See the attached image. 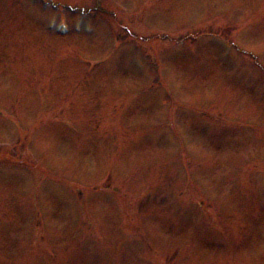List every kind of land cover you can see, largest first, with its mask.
Wrapping results in <instances>:
<instances>
[{
  "label": "rangeland",
  "instance_id": "374dc122",
  "mask_svg": "<svg viewBox=\"0 0 264 264\" xmlns=\"http://www.w3.org/2000/svg\"><path fill=\"white\" fill-rule=\"evenodd\" d=\"M9 1L0 150L28 164L0 161V264H264V0Z\"/></svg>",
  "mask_w": 264,
  "mask_h": 264
}]
</instances>
